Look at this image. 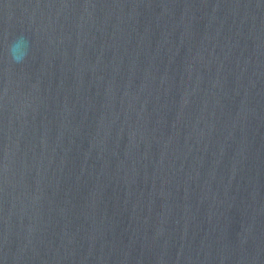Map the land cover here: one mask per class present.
Segmentation results:
<instances>
[{
    "label": "water",
    "instance_id": "water-1",
    "mask_svg": "<svg viewBox=\"0 0 264 264\" xmlns=\"http://www.w3.org/2000/svg\"><path fill=\"white\" fill-rule=\"evenodd\" d=\"M0 264H264V0H0Z\"/></svg>",
    "mask_w": 264,
    "mask_h": 264
}]
</instances>
